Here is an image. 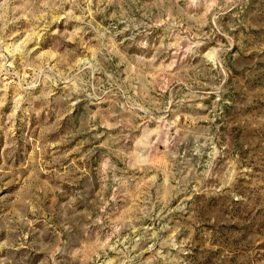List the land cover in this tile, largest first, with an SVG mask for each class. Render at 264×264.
<instances>
[{
    "label": "rangeland",
    "instance_id": "1",
    "mask_svg": "<svg viewBox=\"0 0 264 264\" xmlns=\"http://www.w3.org/2000/svg\"><path fill=\"white\" fill-rule=\"evenodd\" d=\"M0 264H264V0H0Z\"/></svg>",
    "mask_w": 264,
    "mask_h": 264
}]
</instances>
